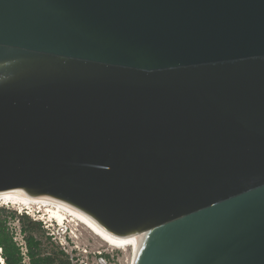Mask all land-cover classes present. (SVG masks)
I'll return each instance as SVG.
<instances>
[{
	"label": "water",
	"instance_id": "1",
	"mask_svg": "<svg viewBox=\"0 0 264 264\" xmlns=\"http://www.w3.org/2000/svg\"><path fill=\"white\" fill-rule=\"evenodd\" d=\"M9 192L132 264H264V0H0Z\"/></svg>",
	"mask_w": 264,
	"mask_h": 264
},
{
	"label": "trees",
	"instance_id": "2",
	"mask_svg": "<svg viewBox=\"0 0 264 264\" xmlns=\"http://www.w3.org/2000/svg\"><path fill=\"white\" fill-rule=\"evenodd\" d=\"M19 223L18 230L26 248L22 254L20 242L17 240V228L14 222ZM47 235L42 224L32 220L26 214L0 207V264H71L68 256L59 246L55 245Z\"/></svg>",
	"mask_w": 264,
	"mask_h": 264
},
{
	"label": "rangeland",
	"instance_id": "3",
	"mask_svg": "<svg viewBox=\"0 0 264 264\" xmlns=\"http://www.w3.org/2000/svg\"><path fill=\"white\" fill-rule=\"evenodd\" d=\"M3 205L0 202V207H4L7 210L11 211H16L18 214L23 213L28 215L32 220H36L40 222L44 228V230L47 232V235L50 237L51 241L59 246V248L63 250L61 247V243H63V240L60 239V237L57 235L51 234V231L49 232L47 229L52 226L53 222H50L52 218H48L49 216L46 215L45 212L42 211L43 208H39L36 206L33 207H27L25 206H18L9 204L8 202L4 203ZM7 205V206H6ZM19 211V212H18ZM26 212V213H25ZM70 219L67 220L66 225L72 229H69L70 232H74L75 237L73 238L71 235V240H69V248L65 247L64 253L68 256L70 259L71 256L74 257V259H79V261H84L88 264H98L101 262L100 258H103L107 264H132L133 261V255L131 253V250L129 248L127 249H115L112 247L107 246L105 243H103L99 238H97L91 231H89L85 226L81 224H77V226H74V223L76 224L77 222H72L71 224ZM70 224V225H69ZM19 223L16 221L14 222L13 226L18 228ZM73 225V226H72ZM52 230V229H51ZM49 232V233H48ZM54 233V232H53ZM51 234V236H50ZM55 234V233H54ZM46 234L44 237H42V241L44 244H47V241L45 237L47 236ZM17 240H20V237L17 236ZM56 242H55V241ZM78 249V250H75ZM86 250V254H84L83 250Z\"/></svg>",
	"mask_w": 264,
	"mask_h": 264
},
{
	"label": "bare ground",
	"instance_id": "4",
	"mask_svg": "<svg viewBox=\"0 0 264 264\" xmlns=\"http://www.w3.org/2000/svg\"><path fill=\"white\" fill-rule=\"evenodd\" d=\"M0 202L5 205L4 203L8 202L9 204L17 205L18 206H25L27 207H39L42 209L43 212L46 213L48 218H52L58 221H64L67 223V220L70 219L71 224L72 222H77L76 224L74 223V226H77V224H81L85 226L89 231H91L97 238H99L103 243H105L107 246L115 248V249H127L129 248L131 250V253L133 255V261L134 258L139 250L140 247V239L132 238L126 241H121V242H112L109 241L108 239L102 237L99 235L94 229H92L81 217H79L77 214L72 212L70 209L65 207L64 205L51 200V199H32L29 197H26L21 192H9V193H4L0 194ZM69 222V223H70ZM70 225V224H69ZM73 226V225H72ZM67 227L71 229L68 224ZM72 230V229H71ZM71 234L74 235V232ZM75 237V235L73 236ZM132 261V262H133ZM2 262V259L0 258V263Z\"/></svg>",
	"mask_w": 264,
	"mask_h": 264
},
{
	"label": "built area",
	"instance_id": "5",
	"mask_svg": "<svg viewBox=\"0 0 264 264\" xmlns=\"http://www.w3.org/2000/svg\"><path fill=\"white\" fill-rule=\"evenodd\" d=\"M7 206V205H6ZM19 212V211H18ZM26 213V212H25ZM19 214H21V213H19ZM50 222H53V220H51ZM52 229V230H51ZM49 232L51 231V234H53V236H51V234H50V236H51V238H53L54 237V235H58L59 237H60V239H62L63 240V243L64 244H62L61 243V247L63 248V250L65 251V247H68L69 248V240H71V232H70V230H68V227H67V225H66V222H64L62 225H60V226H57L54 222H53V224H52V226H50V228H48L47 229ZM48 232V233H49ZM55 234H54V233ZM71 234V235H70ZM17 236L18 237H20V234H19V230H18V228H17ZM73 237V236H72ZM74 238V237H73ZM55 241V240H54ZM19 242H20V246H21V250H22V254L23 255H25V253H26V248H25V246H24V243L22 242V239H21V237H20V240H19ZM56 242V241H55ZM75 250H78V249H75ZM66 252V251H65ZM81 252H83L84 254H86L85 252H86V250L84 249L83 251H81ZM70 260V263L71 264H88V263H86V262H84V261H79V259H74V257H72L71 256V258L69 259ZM100 260H101V262L100 263H98V264H107L106 263V261L103 259V258H100ZM2 263V262H1Z\"/></svg>",
	"mask_w": 264,
	"mask_h": 264
}]
</instances>
